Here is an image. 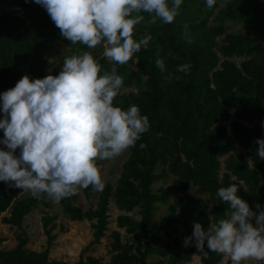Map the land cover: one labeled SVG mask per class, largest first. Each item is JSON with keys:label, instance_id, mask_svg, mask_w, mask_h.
<instances>
[{"label": "trees", "instance_id": "1", "mask_svg": "<svg viewBox=\"0 0 264 264\" xmlns=\"http://www.w3.org/2000/svg\"><path fill=\"white\" fill-rule=\"evenodd\" d=\"M205 5L206 0H183L171 24L159 20L151 24L150 15L141 13L145 20L134 38L150 35L149 46L119 65L100 57L103 43L95 49L72 45L34 0H0V94L13 88L27 67L33 80L58 75L67 55L56 62L48 56L54 43L64 40L71 55L91 51L105 70L115 67L123 77L114 106L126 110L137 105L149 117L150 128L129 148L116 185L105 184L94 208L79 209L77 192L59 199L69 220L92 223L89 247L100 245L106 237L110 206L115 204L121 213L117 227L126 236L118 230L111 233L107 264L191 262L195 243L184 247V239L192 236L195 222L207 230L211 217L218 221L225 216L228 206L216 196L221 187L237 184L239 195L252 209L257 204L264 207V160L256 157L259 145L255 143L264 139V0H217L212 9ZM227 23L239 24L243 31H229ZM185 24L191 42L183 36ZM157 58L164 61V73L156 66ZM185 63L191 64L190 72H179ZM125 88L133 90L125 92ZM3 135L0 130V139ZM238 146L244 153L235 155ZM250 158L254 160L249 164ZM159 182L163 185L155 189ZM78 189L87 199L95 192L91 186ZM49 200L0 182L1 221L22 230L34 210L52 207ZM160 205L166 206L165 216L158 219ZM7 212L8 217L2 216ZM56 219L47 213L42 217L47 237L44 251L30 250L29 238L22 232L14 249H0V264H67L50 256L57 240ZM223 258L208 252L201 264H220ZM74 264L103 263L81 256Z\"/></svg>", "mask_w": 264, "mask_h": 264}, {"label": "clouds", "instance_id": "2", "mask_svg": "<svg viewBox=\"0 0 264 264\" xmlns=\"http://www.w3.org/2000/svg\"><path fill=\"white\" fill-rule=\"evenodd\" d=\"M42 6L63 38L72 45L95 49L103 43V57L127 64L151 36L135 39L137 26L148 13L150 23L171 24L183 0H34ZM217 0H206L212 9ZM183 36L191 42L188 25ZM159 56V53H157ZM161 73L165 64L157 58ZM188 73L191 64L177 69ZM166 79L168 77H165ZM180 79V77H177ZM124 84L115 67L105 70L91 51L63 57L58 75L32 79L24 75L13 88L0 94V182L39 199L59 200L78 188L105 187L98 161L121 155L135 146L150 128L149 117L137 105L126 110L114 106ZM256 157L264 160V139L255 141ZM144 148V144H140ZM19 150V154H17ZM254 158H250V164ZM237 184L218 189L216 196L228 209L223 218H210L207 230L194 223L184 247L195 243L199 253L221 254L230 264L249 260L264 262V207L253 211L239 195ZM207 247V251L205 250Z\"/></svg>", "mask_w": 264, "mask_h": 264}, {"label": "rangeland", "instance_id": "3", "mask_svg": "<svg viewBox=\"0 0 264 264\" xmlns=\"http://www.w3.org/2000/svg\"><path fill=\"white\" fill-rule=\"evenodd\" d=\"M227 28L229 31H243L242 26L235 23H227ZM69 47L70 44L64 40L55 42L53 50L48 56L49 60L51 62H56L60 56L71 55L69 53ZM100 57H103V52ZM24 71L25 74L28 75V67L25 68ZM132 90V88L124 89L125 92H130ZM2 118L3 116L0 112V119ZM242 153H244V149L238 146L233 154L240 155ZM129 155L130 151L128 149L115 158L98 161V164L101 167V175L104 185L106 183H111L113 186L116 185V182L120 178L123 164L128 159ZM224 159L225 158H222L221 161L223 162ZM224 172L225 170L223 165L221 174ZM161 185H163L162 182L157 183L155 189ZM77 193L79 199L76 206L79 209L86 211L96 206L99 191H95L91 199H87L80 189L77 190ZM49 202L52 204L51 208L41 206L39 209L34 210L29 217L25 218L22 230L3 224L0 218V238L4 240V242L0 244V249L11 250L15 248L18 243L17 236L22 232H25L29 238V244L27 247L30 250L38 252L44 251L47 243V237L43 230L42 217L45 213H47L57 216L55 221L57 228L53 232V234H57V240L54 242V246L51 249V259L63 261L67 264H74L81 256L84 259H87L88 257H95L100 259L103 264H107L111 257V243L113 241L111 233L118 230L121 232L123 237L126 236L125 231L123 229H118L117 227L116 219L121 213L118 211L115 204L112 202L110 206V225L106 237L102 240L100 245L89 247L90 242L93 240L92 223L88 221L72 222L62 213V207L59 200L50 199ZM165 208L166 206H159L158 219L165 216ZM253 211H257L256 206L253 207ZM8 212L2 216L8 217ZM61 227L65 230L61 231ZM202 256L204 255L199 253L196 248L192 261L186 264H201ZM220 264H230V260L224 257ZM244 264H264V262L249 260L244 262Z\"/></svg>", "mask_w": 264, "mask_h": 264}, {"label": "crops", "instance_id": "4", "mask_svg": "<svg viewBox=\"0 0 264 264\" xmlns=\"http://www.w3.org/2000/svg\"><path fill=\"white\" fill-rule=\"evenodd\" d=\"M14 249V248H13Z\"/></svg>", "mask_w": 264, "mask_h": 264}]
</instances>
